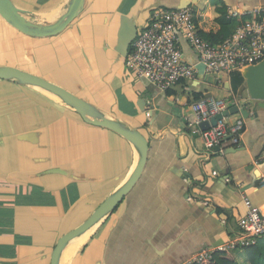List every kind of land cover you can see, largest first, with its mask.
I'll use <instances>...</instances> for the list:
<instances>
[{"label":"crops","instance_id":"obj_1","mask_svg":"<svg viewBox=\"0 0 264 264\" xmlns=\"http://www.w3.org/2000/svg\"><path fill=\"white\" fill-rule=\"evenodd\" d=\"M12 1L27 17L51 22L67 0ZM185 2L86 0L64 31L45 38L20 33L0 17V64L65 87L137 127L148 141L141 176L79 242L68 264H190L199 249L235 236L246 210L243 198L264 211V108L243 103L249 98L244 68L236 89L234 73L205 78L181 38L184 60L196 64L194 77L161 91L125 67L116 51L123 29L138 32L152 9ZM190 2L201 34L220 30L213 19L220 2L264 6V0ZM234 25L229 20V33ZM206 94L247 110L239 143L226 138L214 153L186 126L190 104ZM134 165V149L120 135L85 123L35 87L0 79V264H50L57 240L83 222ZM236 256L249 264L243 252Z\"/></svg>","mask_w":264,"mask_h":264},{"label":"built area","instance_id":"obj_2","mask_svg":"<svg viewBox=\"0 0 264 264\" xmlns=\"http://www.w3.org/2000/svg\"><path fill=\"white\" fill-rule=\"evenodd\" d=\"M225 19L234 21L232 31L222 40L204 39L196 24L194 11L188 7H158L151 10L148 23L137 32L128 54L125 67L161 91H166L182 81L194 77L196 64L186 62L180 40L183 38L196 53L197 62L203 67V75L228 76L234 71L255 65L264 59V6L226 5ZM191 114L186 126L198 134L209 153L216 152L227 137L238 144L244 131V118L233 121L222 116L214 126L201 129L200 123L228 109L225 99L209 94L190 104ZM149 117L150 112H145ZM245 213L237 221L238 230L226 242L199 249L190 264L209 259L215 252H241L264 236V211L248 198H243ZM206 204V202H205Z\"/></svg>","mask_w":264,"mask_h":264},{"label":"water","instance_id":"obj_3","mask_svg":"<svg viewBox=\"0 0 264 264\" xmlns=\"http://www.w3.org/2000/svg\"><path fill=\"white\" fill-rule=\"evenodd\" d=\"M190 3H192L190 0H186L179 8L188 6ZM85 4L86 0H67L60 8L58 17L49 22L44 19L27 17L26 12L17 7L12 0H0V17L20 33L34 38H45L64 31L81 14ZM136 34V27L133 30L123 29L120 32L116 51L123 58L128 54ZM247 71V74L243 75L241 70L249 94V98L243 103L249 104L251 101H256V106L264 108V59L255 65L247 66ZM0 79L32 88L38 86L51 92L60 99L61 103L74 110L85 123L115 132L128 141L135 152V167L123 183L112 190L83 222L64 233L57 240L51 253L50 264H60L61 254L69 242L106 219L137 182L147 161L148 141L137 127L109 115L97 105L35 73L15 66L0 64ZM237 113H241L244 118L247 117L246 109L234 105L222 113L202 121L199 126L203 130L207 129L210 125L214 126L222 116ZM214 150L219 151V147H215Z\"/></svg>","mask_w":264,"mask_h":264},{"label":"trees","instance_id":"obj_4","mask_svg":"<svg viewBox=\"0 0 264 264\" xmlns=\"http://www.w3.org/2000/svg\"><path fill=\"white\" fill-rule=\"evenodd\" d=\"M225 7L226 4L224 2H220L218 5L214 6L213 19L220 24V30L215 34L202 33L201 35L204 39H207L211 42H217L224 39L229 34V21L225 19ZM232 73H234L232 75V84L233 88L236 89V87L242 82V76L239 71H234ZM241 252H243V255L246 256L249 264H264V236L259 238L255 244L246 246ZM237 253L239 252L233 253L229 250L215 252L211 258L192 264H240L238 261L240 259H238L239 257L236 256Z\"/></svg>","mask_w":264,"mask_h":264},{"label":"bare ground","instance_id":"obj_5","mask_svg":"<svg viewBox=\"0 0 264 264\" xmlns=\"http://www.w3.org/2000/svg\"><path fill=\"white\" fill-rule=\"evenodd\" d=\"M52 14H55L54 11ZM53 16V15H52ZM56 16V14H55ZM50 18V16H48ZM244 74L243 75H246L247 74V67H244ZM35 88L43 91L44 93H47V95H50L52 97H54L56 100H60L57 96H55L54 94H52L51 92H48L47 90L45 89H42L41 87H38V86H34ZM135 167V165L133 166V168ZM132 168V170H133ZM131 170V171H132ZM95 226H93L92 228H94ZM92 228H90L89 230H87L85 233H83L81 236H79L78 238H73L69 244L66 246V248L64 249V251L62 252L61 254V258H60V264H68L69 260H70V257L73 255L76 247L78 246L79 242L84 239L88 234L89 232L92 230Z\"/></svg>","mask_w":264,"mask_h":264},{"label":"rangeland","instance_id":"obj_6","mask_svg":"<svg viewBox=\"0 0 264 264\" xmlns=\"http://www.w3.org/2000/svg\"><path fill=\"white\" fill-rule=\"evenodd\" d=\"M76 18H77V17H76ZM76 18H75V19H76ZM242 73L244 74L245 72H244V71H242ZM7 81H8V80H7ZM237 221H238V220H237Z\"/></svg>","mask_w":264,"mask_h":264}]
</instances>
